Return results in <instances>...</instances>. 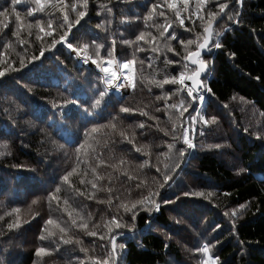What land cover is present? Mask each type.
Masks as SVG:
<instances>
[{
    "label": "trees",
    "instance_id": "obj_1",
    "mask_svg": "<svg viewBox=\"0 0 264 264\" xmlns=\"http://www.w3.org/2000/svg\"><path fill=\"white\" fill-rule=\"evenodd\" d=\"M65 2L78 3L80 10L79 0ZM146 3L147 0H89L87 15L81 25L73 29L75 43H89L88 51L93 53L95 48L91 41L95 40L97 44L104 45L100 50L101 57H106L108 50L112 49L113 59L121 62L131 59L136 45H126L124 40H134L141 30L157 35L156 28L145 29L142 18L135 19L137 14L143 15L141 5ZM102 4L111 7L112 13L102 10ZM4 6H7L6 0H0V8ZM232 6L230 4L226 12ZM208 7L216 10L211 4ZM18 10L23 20L34 19L25 15V7L18 6ZM241 17L239 24L224 20L215 26L214 32H222L224 46L221 49L211 48L212 52L203 56L212 62L210 73L203 79L212 91L205 93L203 105L197 104V107H201L206 118L215 116L217 123L204 127V135L199 134L202 125L195 126L196 147L185 153V163L181 164L183 171L175 177L176 185L161 190L162 195L170 197L180 190L203 192L204 197L185 198L180 211H173L174 205L162 206L159 213L152 214L155 224L151 229L146 226V221L152 217L140 212L135 229L117 230L121 264H200L203 256L196 251L198 241L202 244L208 240L215 245L212 251L219 256V264H264V141L251 134L264 124V115H261L264 113V0H245ZM36 18L44 22L45 31L49 30L47 20H52L53 36L63 31L60 27L62 17L56 8L47 9L44 14L37 13ZM70 18H74V13H70ZM154 19L157 24L164 23L162 17ZM168 19H172L170 13ZM98 24L101 27H96ZM196 24L195 31H202L198 27L199 21ZM185 26H191L188 20H185ZM14 28L12 17L9 28L0 33V59L16 61L13 67H19L20 57H24L27 63V58L38 53L41 46L48 47L50 44L51 38L43 33H40L42 40L36 39L38 29L34 27L31 36L27 35L26 29L21 31V38L27 42L20 45L17 38L11 35ZM173 28L177 30V35L183 32L175 23ZM184 37L190 38L191 33H184ZM9 41L11 47L5 49L3 45ZM138 43L144 46V42ZM156 43L162 48L164 41ZM169 43L180 56L163 51L136 52V63L131 66L135 89L122 100L110 92L111 101L106 107L102 102L103 118L95 123L107 127L89 136L87 145L79 153V162L76 148L84 141L85 128L91 129L93 123L85 124L80 117L81 110L68 105L64 110L68 114L64 118L68 129L61 131L53 123L59 119L57 108L53 105L78 96L79 103L88 108L95 98L96 89L104 87L99 74L79 66L70 50L62 45L45 52L47 59L41 58L43 64L38 71L22 69L7 73L4 87L0 88V129L13 121L15 127L14 135L7 140L9 153L0 156V216H4L0 220V250H4L0 251V264H81L82 261L87 264L89 256L103 254L102 245L110 248L107 239L100 240L99 234L107 236L103 220L116 214V197L130 202L145 195V189L135 188L141 180H147L148 188L155 190L157 185L152 180L153 177L159 180V177L153 165L164 171V164L170 161L161 153L167 152V143L172 142V124H177V136L181 132L178 112L166 109L165 99H156L176 86L165 85L160 89L151 83L153 78L175 75L182 67L178 64L165 66V55L173 60H179L184 55L182 46L176 41ZM233 52L234 58L229 55ZM141 60L144 61L143 81ZM149 62L152 68L148 67ZM191 67L189 64V70ZM181 98H186V94H174L167 98V103L178 104ZM121 106L134 111L120 112ZM5 108L8 114L2 111ZM157 108L161 111L157 112ZM141 112L147 115H141ZM187 115L185 113V125L188 123ZM91 120L92 117H89ZM112 123L116 124L115 129L111 128ZM141 123L143 128L139 126ZM245 127H248V132L243 130ZM165 131L169 135L166 136ZM3 140L0 137V142ZM217 143L222 145L220 149L208 147ZM61 144L63 148L58 146ZM182 146V141L177 142V148ZM137 147L141 152L135 151ZM120 160L124 163L120 164ZM144 161L148 163L141 168ZM240 165L247 171L237 174L236 168ZM73 167L77 171L69 178L70 187L63 182L62 176ZM93 167L97 174L104 177L103 180L93 181L97 183L95 190L88 183L93 180ZM85 172L87 175H84ZM128 175L135 179L128 180ZM80 179H84L85 183L80 184ZM57 186L61 188L56 193L60 199L51 200L50 195ZM76 188L85 195H79ZM108 188L112 189L111 193ZM88 195L93 198L88 199ZM110 196L111 205L108 204ZM65 199L68 200L67 205L64 204ZM241 204H246L247 208L240 209ZM13 208L20 211L12 216L5 215ZM233 209L237 211L235 218L231 217ZM68 212H72L71 218ZM225 212L229 216H225ZM88 213H91L90 220ZM49 217L67 231L61 234L53 225L46 226L44 222ZM72 219L77 225L88 223V229L72 225ZM232 219H235V228ZM17 221L20 226L9 231L7 224ZM97 223L101 224V228L97 229L99 234L96 237L86 235V231L92 230ZM45 228L56 235L41 241L40 235H47ZM61 235L71 239L72 243L64 244ZM121 243L125 245L122 250L119 249ZM38 247H46L50 254L37 257L35 250ZM82 247L88 251L82 252Z\"/></svg>",
    "mask_w": 264,
    "mask_h": 264
},
{
    "label": "snow or ice",
    "instance_id": "obj_2",
    "mask_svg": "<svg viewBox=\"0 0 264 264\" xmlns=\"http://www.w3.org/2000/svg\"><path fill=\"white\" fill-rule=\"evenodd\" d=\"M244 3L245 0H234V2L233 0H147L146 4L141 5V7L144 8L143 15L141 16L140 14H137L135 19L142 18L145 29L156 28L157 35H153L150 31L146 32L141 30L139 34L135 36L134 40H124V44L136 45V49L132 54V58L126 59L123 62L114 60L112 58V49L108 50L106 57H101L100 50L104 47V45L97 44L95 40L91 41V45L95 48V51L91 54L88 51L90 47L89 43H83L82 45L75 43L76 35L73 33V29L76 28V26L81 25V21L87 15L89 0H79L80 10H78V3L68 4L65 2V0H6L7 6L0 8V18H2L0 19V33H3L4 29L9 28L10 18L14 17L15 28L11 30V35L17 38V41L20 45H24L27 42L25 39L21 38V31L25 29L27 30V35L31 36V30L34 27L37 28V40L43 39L40 33H43L44 36L51 38L49 46H41L38 49V53H33L27 58V63L25 62L24 57H20L18 60L19 67H13V64L16 63V61L0 59V88L4 87L3 81L7 79V73L9 71L20 72L22 69H26L29 72L38 71L40 66L43 64V59H47L45 52L56 49L57 45L66 46L67 49L71 50V53H74L77 57L81 58L84 63L90 62L91 64L96 65L100 71L104 73V76L102 77L104 87L102 89H96L94 93L95 98L88 108H85L83 104L79 103L78 96L72 99H66L62 104L53 105V107L57 108L56 115L59 117V119L53 123L54 125H57L61 131H67L68 129V125L64 123V118L68 115L64 110L68 105H73L81 110L80 117L85 122V124L93 123V127H91V129L85 128L83 131L84 141L79 143V147L76 148L78 162L79 153L81 149H84L87 145L89 136L92 133L98 132L99 129L107 127L106 125L95 123V121L103 118L104 110L101 108V105L103 102L104 106L106 107L108 102L111 101V90L127 89L129 87L135 89L136 84L133 80V77L127 75V73L122 70H128L134 63H136V52L151 51L152 53H158L163 51L165 53L173 52L176 56H180V53L176 52L175 48L171 45V43H169L170 41H176L177 44L183 48L184 55L179 60L168 59L166 55L164 59L165 66L178 64L182 66L180 70L175 75L167 74L163 79L153 78L151 80V83L160 89H163L165 85L176 86L171 92L163 93L161 96L156 97L157 100L165 99L166 109L171 108L178 112L177 120L179 121L181 127L180 135L177 136V124L173 123L172 142L167 143V152L161 153V155L165 156L170 162L164 164V171H161L160 167L153 165V167H155V172L159 177V180H157L155 177H153L152 180V183L157 185L155 190L148 188L147 180H141L135 184V188L145 189V195H141L138 199L130 202H125L120 200L119 197H116V200L118 201L116 204V214L111 215L110 219L103 220V228L106 229L107 236L98 233L97 229L101 228L100 223L94 224L92 226V230L86 231L85 234L92 237H96L99 234V239L102 241L107 239L108 245H110V248L102 245L101 247L103 249V254L100 256H89L87 264H121V261L118 258L117 230L128 229L131 231L135 229V222L140 212L149 214V216L152 217V214L160 212L162 206L173 205V211H180L181 206L185 204V198L204 197L203 192L192 190H180L178 193L173 192L172 197H170L166 194L162 195L161 190L170 189L173 187V185H176L175 177L179 174V172L183 171L181 164L185 163V153L189 149H194L196 147V144L194 143L195 126L197 124H201L202 128L199 134L204 135V127L215 125L217 123L215 116L206 118L205 115L202 114L201 107H197V104L201 106L203 105L205 100L204 93H210L212 91L208 83L201 79L202 74L207 76L208 73H210V65L212 63L211 61L205 60L203 55L207 52H210L211 48L221 49L224 46L221 40L222 32L213 31V25L217 22L218 18L220 19L221 23H223L224 20L231 21L232 24L241 23V9L243 8ZM210 4L216 9L215 11L208 7ZM230 4L233 5L232 9L226 12L225 10L229 9ZM18 6L25 7V15L27 17H33L34 19L29 21L23 20L21 11L18 10ZM100 7L102 10H106V12L109 14L113 11V9L108 7L106 4H102ZM133 7H135V5H133ZM51 8H56L62 17L60 27L63 29V31H61L58 36H53V31L55 30L52 28L51 19L47 20V28L49 30L45 31V27L43 26L44 22L41 19L36 18L37 13L44 14L46 13L47 9ZM70 13H74V18H70ZM168 13H170L172 16L171 20L168 19ZM47 14L51 15L50 12ZM161 17L164 18V23L157 24L154 18ZM185 20H188L191 26L186 27ZM149 21H152V23L149 24ZM197 21H199L198 27L202 29L200 32L195 31ZM174 23L177 24L178 28L183 29V32H181L179 35H177V30L173 28ZM96 27L99 28L101 25L98 24ZM170 28H173L171 32H169ZM77 31H79V29H77ZM70 33L72 34L71 40L69 39ZM184 33H191V37L185 38ZM158 40L164 41L162 48L156 43ZM138 42H144V46H140ZM3 47L5 49L10 48L11 41L5 43ZM229 55L232 58L235 57L234 52L229 53ZM150 60L151 58H149V61ZM139 63L141 65V81H143L145 79L143 75L144 61L141 60ZM189 64L192 66L190 70ZM29 65H31V67H29ZM148 67L152 68L151 62L148 63ZM257 79H259V77H257ZM149 91H151L150 88ZM177 93H185L186 98H181L178 104H168L167 98H170L172 95ZM119 99L122 100L123 97L119 96ZM97 109L100 110L97 111ZM189 109H191V111H189ZM16 110L18 112L20 111L19 105H17ZM2 111L5 114H8L7 108L3 109ZM119 111L123 113H129L134 110L130 109L129 107L121 106ZM156 111L160 112L161 109L157 108ZM185 113L188 114L186 117L188 121L187 125L184 124ZM141 115H147V113L141 112ZM261 115H264V113ZM89 117H92L91 121H89ZM112 119H115V117H112ZM110 126L112 129L116 128V124L114 123L110 124ZM139 126L143 128L144 124L141 123ZM14 127L15 122L13 121L12 124L0 129V137L4 138L3 142H0V149H3V151H0V156L9 153L7 140L14 135ZM243 130L245 132L249 131L248 127H245ZM164 134L166 136L169 135L167 131H165ZM251 134L254 135L257 140L264 141V124L259 125ZM120 135L123 137L124 133L121 132ZM180 141H182V145L186 147L182 146L177 148L176 144ZM52 142L54 144L56 143L55 140ZM128 142L132 143L131 140ZM58 146L60 148L64 147L62 144ZM208 147L220 149L222 145L217 143L208 145ZM174 150L175 154L173 156ZM135 151L141 152V149L137 147ZM144 155H148V153H144ZM101 163H103V161H101ZM123 163L124 160H120V164ZM147 163L148 161H144L140 167L143 168ZM112 167L115 166L112 165ZM76 171V167H73L71 171H67L66 174L62 176L63 182L69 184L70 187L71 182L69 178L73 176ZM236 171L237 174H241L246 172L247 169L240 165L237 166ZM91 173L93 175V180H89L88 183L91 184V188L95 190L97 189V183L93 181L103 180L104 177L97 174L95 167L91 168ZM84 175H87V172H85ZM125 175H127V173H125ZM127 178L128 180L135 179L130 175H128ZM84 183L85 180L80 179V184ZM60 191L61 188L57 186L55 188V192L50 195V199L59 201L60 197L57 196L56 193H59ZM75 191L81 196L85 195V193L80 192L78 188H76ZM107 191L111 193L112 189L108 188ZM87 198L92 199L93 196L88 195ZM33 203H36V201H33ZM64 204H68L67 199L64 200ZM108 204H112L111 196L108 199ZM239 208L246 209L247 205L241 204L239 205ZM64 210L68 211L67 208ZM19 211V208H13L11 212H7L5 215L12 216L13 213H18ZM73 211H75V209H73ZM224 215L229 216V213L225 212ZM68 216L71 218L72 212H68ZM125 216L128 217L127 220L124 219ZM236 216L237 211L233 209L231 211V217L235 218ZM3 219L4 216H0V220ZM88 219H91V213H88ZM44 223L46 226L53 225L55 228H58L61 234L67 231L65 227H61V225L51 217L45 220ZM71 224L82 229H88V223L86 222L77 225L76 220L72 219ZM154 224V217L146 221V226L150 229L154 227ZM19 226L20 225L18 221L9 222L7 224L9 231L14 228H18ZM232 226L235 228V219H232ZM216 227L219 228V225ZM213 231H215V229H213ZM45 232H47V235L41 234L39 237L41 241L56 235L55 232H50L47 230V228H45ZM120 234L122 235L123 233ZM60 239L64 244L72 243L71 239H65L64 235H61ZM77 243H80V241H77ZM198 245L199 246L196 248V251L200 252L203 256L200 264H219L220 258L212 251L215 245L210 240L205 241L202 244H200L198 241ZM124 248L125 245L123 243L119 244V249L122 250ZM80 250L82 252L88 251L83 247ZM48 254L50 253L46 247H38L35 250V255L37 257H42ZM81 264H85V262L82 261Z\"/></svg>",
    "mask_w": 264,
    "mask_h": 264
},
{
    "label": "rangeland",
    "instance_id": "obj_3",
    "mask_svg": "<svg viewBox=\"0 0 264 264\" xmlns=\"http://www.w3.org/2000/svg\"><path fill=\"white\" fill-rule=\"evenodd\" d=\"M70 52H71V50H70ZM89 53H90V52H89ZM71 54H72L73 58L75 59L76 63H77L79 66H81V67H83V68H85V69H87V70H94L95 72H97V73L99 74V76H100V81H101L102 84H103L102 77L104 76V73H102V72L100 71V69H99L96 65H93V64H91L90 62H89V63H84V62L82 61V59L79 58V57H77L74 53H71ZM90 54H91V53H90ZM114 60H117V59H114ZM117 61H119V60H117ZM122 71H125V72L127 73V75L132 76V77H133V80H134V82H135L134 73H133V71H132V68H130V69H128V70H122ZM103 85H104V84H103ZM132 90H133V88L129 87V88H127V89L111 90V92L115 93L117 96H122V97H123V96L127 95L128 93L132 92Z\"/></svg>",
    "mask_w": 264,
    "mask_h": 264
},
{
    "label": "water",
    "instance_id": "obj_4",
    "mask_svg": "<svg viewBox=\"0 0 264 264\" xmlns=\"http://www.w3.org/2000/svg\"><path fill=\"white\" fill-rule=\"evenodd\" d=\"M226 11V10H225ZM220 22V19L218 18V20H217V22L213 25V31H214V28H215V26L218 24ZM212 51H210V52H207L206 54H204V55H208V54H210ZM203 55V56H204ZM206 77V75L205 74H202L201 75V79H204ZM190 83V82H189Z\"/></svg>",
    "mask_w": 264,
    "mask_h": 264
}]
</instances>
